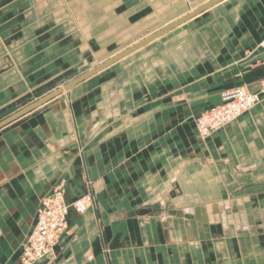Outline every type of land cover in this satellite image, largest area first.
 <instances>
[{
    "label": "crops",
    "instance_id": "1",
    "mask_svg": "<svg viewBox=\"0 0 264 264\" xmlns=\"http://www.w3.org/2000/svg\"><path fill=\"white\" fill-rule=\"evenodd\" d=\"M23 1L0 0L6 26L24 27L13 18ZM243 3L259 31L234 38L254 52L235 84L256 92L264 0ZM132 53L0 130V264H20L38 206L61 182L87 209L70 211L37 264H264V100L201 140L194 118L220 94L173 100L165 76L108 71Z\"/></svg>",
    "mask_w": 264,
    "mask_h": 264
},
{
    "label": "rangeland",
    "instance_id": "2",
    "mask_svg": "<svg viewBox=\"0 0 264 264\" xmlns=\"http://www.w3.org/2000/svg\"><path fill=\"white\" fill-rule=\"evenodd\" d=\"M211 1L26 0L19 7L22 11L19 9L18 15L13 16L14 19L25 18L24 27L5 25L3 19L8 7L0 2L3 4L0 7V123ZM236 3L227 0L209 8L138 49L108 71L131 66L141 73L155 75L158 82L165 76L172 84H168L170 89L162 95L173 100L211 94L221 96L234 88L248 90L235 81L241 79L239 66L254 52L248 51L244 42L236 46L233 42L235 36L243 40L250 30L259 29L246 26L243 0ZM14 6L15 9L17 5ZM20 38L23 44H16ZM263 43L264 38L254 47L264 48ZM161 71L166 75H159ZM232 72L237 76L230 74ZM262 82L264 78L258 90ZM197 86L200 87L197 90L190 89ZM219 100L202 108L194 123ZM263 100L264 94L241 116ZM223 128L203 139L198 137L205 141Z\"/></svg>",
    "mask_w": 264,
    "mask_h": 264
},
{
    "label": "built area",
    "instance_id": "3",
    "mask_svg": "<svg viewBox=\"0 0 264 264\" xmlns=\"http://www.w3.org/2000/svg\"><path fill=\"white\" fill-rule=\"evenodd\" d=\"M262 94L264 82L260 84L257 92H250L246 88L223 92L216 106L195 119L198 136L203 139L236 120L252 109L260 101ZM87 203L86 197L68 203L65 198V183L56 185L38 206L36 224L21 248L20 264H37L51 256L54 246L66 231L70 211L84 214Z\"/></svg>",
    "mask_w": 264,
    "mask_h": 264
},
{
    "label": "water",
    "instance_id": "4",
    "mask_svg": "<svg viewBox=\"0 0 264 264\" xmlns=\"http://www.w3.org/2000/svg\"><path fill=\"white\" fill-rule=\"evenodd\" d=\"M224 0H213L210 3H208L207 5L203 6L202 8H200L197 12L195 13H191L188 16L182 18L181 20L171 24L170 26L160 30L159 32L155 33L154 35L150 36L149 38L143 40L142 42L136 44L135 46L129 48L128 50L118 54L117 56L111 58L109 61L105 62L104 64L90 70L89 72H87L86 74L82 75L81 77L75 79L74 81L66 84L65 86H63L62 88L54 91L53 93L49 94L48 96L42 98L41 100L37 101L36 103L32 104L31 106L25 108L24 110L18 112L17 114H14L13 116L9 117L8 119H6L5 121L0 123V129L4 128L5 126L13 123L14 121L20 119L21 117L27 115L28 113L34 111L35 109L41 107L42 105H44L45 103L49 102L50 100L54 99L55 97L61 95L63 92H65L66 90L70 89L71 87H73L74 85L82 82L83 80L87 79L88 77L94 75L95 73L99 72L100 70L106 68L107 66L117 62L118 60L124 58L125 56L131 54L132 52L138 50L139 48L143 47L144 45L148 44L149 42L153 41L154 39L160 37L161 35L165 34L166 32L174 29L175 27L179 26L180 24L184 23L185 21L193 18L194 16L206 11L207 9L211 8L212 6L222 2Z\"/></svg>",
    "mask_w": 264,
    "mask_h": 264
},
{
    "label": "bare ground",
    "instance_id": "5",
    "mask_svg": "<svg viewBox=\"0 0 264 264\" xmlns=\"http://www.w3.org/2000/svg\"><path fill=\"white\" fill-rule=\"evenodd\" d=\"M259 91V90H258ZM91 201V200H90Z\"/></svg>",
    "mask_w": 264,
    "mask_h": 264
}]
</instances>
